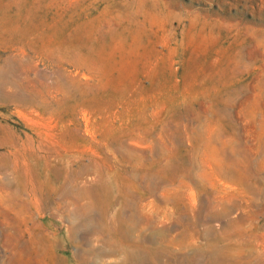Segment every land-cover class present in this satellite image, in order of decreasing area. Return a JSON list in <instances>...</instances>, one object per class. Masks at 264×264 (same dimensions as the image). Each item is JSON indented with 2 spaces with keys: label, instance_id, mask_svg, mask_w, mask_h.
Masks as SVG:
<instances>
[{
  "label": "rangeland",
  "instance_id": "1",
  "mask_svg": "<svg viewBox=\"0 0 264 264\" xmlns=\"http://www.w3.org/2000/svg\"><path fill=\"white\" fill-rule=\"evenodd\" d=\"M0 264H264V0H0Z\"/></svg>",
  "mask_w": 264,
  "mask_h": 264
}]
</instances>
